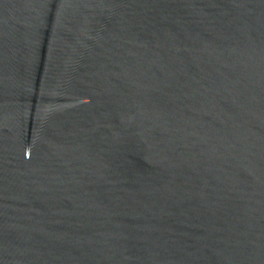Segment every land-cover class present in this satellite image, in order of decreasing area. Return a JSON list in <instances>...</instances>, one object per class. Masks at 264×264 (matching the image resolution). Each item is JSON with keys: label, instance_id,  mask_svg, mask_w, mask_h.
<instances>
[{"label": "water", "instance_id": "obj_1", "mask_svg": "<svg viewBox=\"0 0 264 264\" xmlns=\"http://www.w3.org/2000/svg\"><path fill=\"white\" fill-rule=\"evenodd\" d=\"M0 264H264V0H0Z\"/></svg>", "mask_w": 264, "mask_h": 264}]
</instances>
